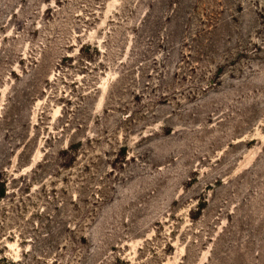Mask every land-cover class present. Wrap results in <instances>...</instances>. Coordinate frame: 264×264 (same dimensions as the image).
I'll use <instances>...</instances> for the list:
<instances>
[{
	"label": "rangeland",
	"instance_id": "rangeland-1",
	"mask_svg": "<svg viewBox=\"0 0 264 264\" xmlns=\"http://www.w3.org/2000/svg\"><path fill=\"white\" fill-rule=\"evenodd\" d=\"M0 264H264V0H0Z\"/></svg>",
	"mask_w": 264,
	"mask_h": 264
},
{
	"label": "bare ground",
	"instance_id": "bare-ground-1",
	"mask_svg": "<svg viewBox=\"0 0 264 264\" xmlns=\"http://www.w3.org/2000/svg\"><path fill=\"white\" fill-rule=\"evenodd\" d=\"M204 118H206V117H204Z\"/></svg>",
	"mask_w": 264,
	"mask_h": 264
}]
</instances>
